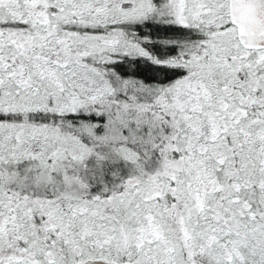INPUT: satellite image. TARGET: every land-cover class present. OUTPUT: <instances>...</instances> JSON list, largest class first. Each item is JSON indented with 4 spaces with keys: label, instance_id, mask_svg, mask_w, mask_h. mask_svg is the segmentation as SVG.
Segmentation results:
<instances>
[{
    "label": "snow or ice",
    "instance_id": "6c2138e0",
    "mask_svg": "<svg viewBox=\"0 0 264 264\" xmlns=\"http://www.w3.org/2000/svg\"><path fill=\"white\" fill-rule=\"evenodd\" d=\"M0 264H264V0H0Z\"/></svg>",
    "mask_w": 264,
    "mask_h": 264
}]
</instances>
